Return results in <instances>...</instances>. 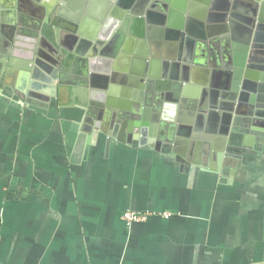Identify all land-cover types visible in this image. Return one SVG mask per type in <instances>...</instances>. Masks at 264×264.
Here are the masks:
<instances>
[{"label":"crops","instance_id":"obj_1","mask_svg":"<svg viewBox=\"0 0 264 264\" xmlns=\"http://www.w3.org/2000/svg\"><path fill=\"white\" fill-rule=\"evenodd\" d=\"M75 1L85 15L90 0ZM23 3L0 0V49L11 42L10 21L28 27ZM152 6L148 2L144 37L114 36L91 57L95 47L69 30L67 14L76 11L68 0L58 15L62 36L75 43L70 66L48 71L34 63V78L0 83V264H264V113L245 119L244 131L234 124L222 132L226 165L214 170L208 155L199 163L186 151L183 134L163 135L170 129L165 122L179 117L183 127L202 126L209 134V120L196 124V109L163 108L158 120L151 111L145 125L134 106L101 108L108 87L116 86L114 66L132 71L138 59L160 57L153 42L162 39L163 27L152 19L149 12L160 13ZM197 47L187 87L203 88L207 71L224 60L212 43ZM161 52L171 53L172 46ZM86 57L94 58L92 66ZM125 112L126 129L119 121ZM128 210L154 214L128 225L122 218Z\"/></svg>","mask_w":264,"mask_h":264},{"label":"water","instance_id":"obj_2","mask_svg":"<svg viewBox=\"0 0 264 264\" xmlns=\"http://www.w3.org/2000/svg\"><path fill=\"white\" fill-rule=\"evenodd\" d=\"M36 1L37 3L23 0L21 6L26 14L24 18L28 27H23L22 22L15 25L12 24L14 21H10L11 26L6 28L10 31V34H7L11 42L0 49V83L3 85L11 78L15 81L19 77L25 80L34 78V63H39L48 71H56L58 67L63 70L62 67L66 68L74 61L75 43L62 36L59 26L62 23L59 21V15L61 18L66 11L68 0ZM71 1L74 2L73 10L76 14L67 11L68 18L74 25L70 26L69 30L75 31V40L80 39L84 44L93 47L112 42L114 36H120L116 41H121L125 33L144 37L145 11L148 2L152 1L151 8H156L160 13H149L152 19L163 27L158 31L159 34L157 33L162 39L153 42L160 54L158 62H151L148 56L147 60L138 59L134 72L127 71L122 66H114L112 70L115 75L110 79L116 86L108 87V100L101 103V108L112 104L128 110L134 106L139 114L143 111L139 116L144 119L143 124L147 125L151 111H155L154 118L158 120L163 108L173 106L177 111L183 103V108L188 107L192 112L195 109L198 111L196 124L203 125L205 120H209L210 133L205 134V127L199 128L197 125H191L192 123L191 126H186L187 128L183 127L182 118L179 117L172 119V122H165L170 125V129L164 131L163 135L167 134L168 138L173 139L176 134H183L186 151L194 154L199 163L203 153L208 155L211 169L217 170L221 165H226V161H223L226 137H221L222 132H227L229 126L234 124L239 132L244 131L241 126L245 119L251 121L264 113V0H186L184 5H178L182 0H174L172 3L168 0H90L89 11L85 15L83 6H78L75 0ZM98 1L103 3L105 11L101 12ZM135 6L140 9H135ZM188 6L189 12L186 11ZM213 6L215 9H211ZM59 7L61 10L58 15ZM111 7L115 8L114 13ZM1 8H5V5L2 4ZM208 9L212 11L208 12ZM52 24H55L56 28L50 27ZM86 25L92 26V29L87 31ZM200 42L205 48H209L212 43L211 49L224 62L214 64V69L207 71L208 76L201 82L203 88L187 87L190 83V73L197 69L198 61L195 57ZM165 44L172 46V52L163 55L161 50ZM96 47V51L89 56L98 54ZM84 59L91 66L94 64V58ZM147 62H151L150 72L146 68ZM160 63L164 64L163 69L160 68ZM253 69H259L260 73L252 72ZM91 71H94L93 67ZM129 72L138 76L134 78ZM85 75L88 76L87 73ZM91 77H94L93 72ZM108 78L109 75L105 77L104 86H108ZM91 79L93 81V78ZM83 82L89 84L87 78ZM144 101L149 108H142ZM116 109L118 110H114ZM127 113L125 112L126 117L123 119L119 116L124 128L128 125L127 116H130ZM139 116L134 115V118ZM105 119L109 120L108 117ZM179 127L186 131H178ZM108 129L107 133L111 137L114 135L111 125ZM122 134L125 135V131L121 130L120 135ZM116 138L120 139L118 136Z\"/></svg>","mask_w":264,"mask_h":264},{"label":"built area","instance_id":"obj_3","mask_svg":"<svg viewBox=\"0 0 264 264\" xmlns=\"http://www.w3.org/2000/svg\"><path fill=\"white\" fill-rule=\"evenodd\" d=\"M154 214L152 211H135L128 210L123 214V220L128 224L132 225L135 223H141L148 219L149 216ZM166 216H170V214H165Z\"/></svg>","mask_w":264,"mask_h":264},{"label":"flooded vegetation","instance_id":"obj_4","mask_svg":"<svg viewBox=\"0 0 264 264\" xmlns=\"http://www.w3.org/2000/svg\"><path fill=\"white\" fill-rule=\"evenodd\" d=\"M159 4V3H158ZM167 5V4H166ZM228 41V39L226 40V42ZM140 55L141 56H143L144 57V55H142V53H140ZM141 59H143V60H147L146 58H141ZM150 60V59H149ZM152 60H156V58H152L150 61L152 62ZM157 61V60H156ZM162 61H163V59H162ZM151 62H150V64L147 62L146 63V68H147V71H149L150 72V68H149V66L151 65ZM158 62V61H157ZM151 67V66H150ZM153 68H155V67H153ZM157 68V67H156ZM160 68L161 69H163L164 68V64L162 63H160ZM136 70V67L134 68V69H132V71L134 72ZM155 72V71H154ZM128 74H130V75H134V78H136V76H138V75H136V73H131V72H129ZM136 90H139V89H136ZM143 103V106H142V108H146V107H150V106H148L147 104H146V102L144 101V102H142ZM152 108V107H151Z\"/></svg>","mask_w":264,"mask_h":264},{"label":"rangeland","instance_id":"obj_5","mask_svg":"<svg viewBox=\"0 0 264 264\" xmlns=\"http://www.w3.org/2000/svg\"><path fill=\"white\" fill-rule=\"evenodd\" d=\"M253 257V256H252ZM253 261V260H252Z\"/></svg>","mask_w":264,"mask_h":264}]
</instances>
